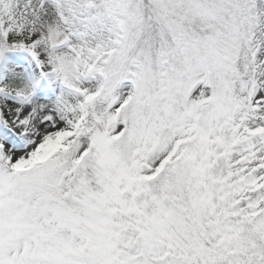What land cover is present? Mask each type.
I'll return each instance as SVG.
<instances>
[{"label":"snow or ice","instance_id":"1","mask_svg":"<svg viewBox=\"0 0 264 264\" xmlns=\"http://www.w3.org/2000/svg\"><path fill=\"white\" fill-rule=\"evenodd\" d=\"M0 264H264V0H0Z\"/></svg>","mask_w":264,"mask_h":264}]
</instances>
